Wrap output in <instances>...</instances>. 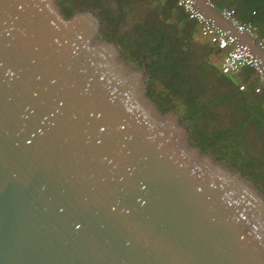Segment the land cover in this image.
Segmentation results:
<instances>
[{"label": "water", "instance_id": "95a60500", "mask_svg": "<svg viewBox=\"0 0 264 264\" xmlns=\"http://www.w3.org/2000/svg\"><path fill=\"white\" fill-rule=\"evenodd\" d=\"M199 10L250 48L211 0ZM91 7L0 0V264H264V189L196 142Z\"/></svg>", "mask_w": 264, "mask_h": 264}, {"label": "trees", "instance_id": "16d2710c", "mask_svg": "<svg viewBox=\"0 0 264 264\" xmlns=\"http://www.w3.org/2000/svg\"><path fill=\"white\" fill-rule=\"evenodd\" d=\"M89 1L98 6L103 14H106L108 24L114 28L117 22L136 20L142 12L141 8L137 9L132 5L131 0ZM141 1L149 9L159 8L161 10L158 11L159 14L165 15L163 5L159 0H139L138 2ZM211 1L217 7L233 8L240 23L250 24L252 28L255 27V31L260 36L264 37V0ZM62 2L67 11L82 4L77 0L74 2L73 0H62ZM170 12L175 13V7L171 6ZM161 22L157 27L162 34V41L166 38L164 33L172 32L171 47L161 44L153 45L147 36L141 39L142 33L139 32L135 39L128 38L127 55L135 62L140 58L144 59L153 93L163 106L175 107L180 111L185 121L191 125L196 142L204 147H210L215 152L219 148L222 149L225 152L223 157L237 162L242 168L247 163H251L255 178L264 180V163L260 161L261 156L249 155L248 151L242 147L251 146L254 141H260L264 145V96L255 93L258 100L247 99L245 95L238 96L235 92L227 90L221 92L223 96L217 95L216 97L215 95L214 97L211 94L213 84L209 78L216 74L206 76L205 70L215 65L220 71V65L211 61L197 63V61H203V57L201 52L195 53L192 49L191 44L194 43L192 35L184 37L181 31L175 28L176 25L171 28V31L163 24L167 22L166 19ZM143 32L147 34V31ZM223 75L219 77L226 85V80L233 76ZM236 90L245 91L239 90V86ZM229 104H233L234 107ZM220 106L224 107L225 113L222 111L224 115L219 111ZM212 121L215 125L211 127L209 122ZM226 147L228 149L224 150ZM261 154L264 155V150ZM238 157L242 158L241 162L236 161Z\"/></svg>", "mask_w": 264, "mask_h": 264}, {"label": "built area", "instance_id": "2783aa9c", "mask_svg": "<svg viewBox=\"0 0 264 264\" xmlns=\"http://www.w3.org/2000/svg\"><path fill=\"white\" fill-rule=\"evenodd\" d=\"M176 3L190 20L198 24L201 35L206 37L211 44L223 52L220 63L221 73L225 75L236 74L244 66L254 68L259 74V79L253 90L256 94H262L264 96V71L260 66L258 58L250 48L239 43L226 30L206 17L199 10L194 0H177ZM223 14L237 24L240 30L253 34L251 25L240 23L235 19V10L233 8H227ZM259 42L264 51V38H261ZM244 88V85H239V90H243Z\"/></svg>", "mask_w": 264, "mask_h": 264}, {"label": "crops", "instance_id": "0c3cea01", "mask_svg": "<svg viewBox=\"0 0 264 264\" xmlns=\"http://www.w3.org/2000/svg\"><path fill=\"white\" fill-rule=\"evenodd\" d=\"M149 1H154V0H149ZM159 1L163 5L162 7L164 8L165 15L159 14V12L161 11L159 8L158 9L150 8L154 20L156 22H159L160 24V22L163 21V19H166L167 22L163 24L166 25L169 30L172 31L171 28H174V26L176 25L175 28L181 31L184 37L192 35L194 43L191 44V47L193 45L194 46L199 45L202 48L201 53H202L203 61L216 62L218 63V65H220L221 59L223 57V52L220 51L215 45L211 44L206 37L201 35L198 24L195 21L190 20L188 17H186L185 12L177 5L176 0H159ZM171 6L175 7V13L170 12ZM217 8L221 12H224V10L227 9L222 7H217ZM169 15L171 16L169 17ZM234 17L235 19L239 20L236 13ZM252 35L257 36L260 39L264 38L255 31V27H253ZM165 40L167 41V45L171 47L173 43L172 32L168 33ZM231 75L233 76L234 80L237 82V86L244 85L245 88L243 90L245 91L248 90L251 94H255L253 89L254 86H256L258 83L259 74L254 68L249 66H244L239 70V72H237L234 75L233 74Z\"/></svg>", "mask_w": 264, "mask_h": 264}, {"label": "rangeland", "instance_id": "374dc122", "mask_svg": "<svg viewBox=\"0 0 264 264\" xmlns=\"http://www.w3.org/2000/svg\"><path fill=\"white\" fill-rule=\"evenodd\" d=\"M74 1L75 0H73V2ZM77 1L82 2V4L79 7H91V8H94L96 10V12L101 14V16L103 18V23H104L103 27H102L104 30V33L108 37L113 38L118 43H120L121 47H123V49L126 53L129 50L128 49L129 48L128 43H127L128 38L132 37L135 39L136 36H138V33L140 32L139 30H141V28L137 27L138 23H136V22H138L137 20L140 21L139 17H141L144 20L143 17L146 16L147 19L154 20V18L152 17V14H151V10L147 6H145L142 2H137V0H131L133 6H135L137 9L141 8V10H142L141 15L139 14V17H137L138 19L133 20V21H131V20H129L128 22L123 21L122 23L117 22V25L114 28L108 24L106 14H103V12L101 11V9L98 6L94 5L89 0H77ZM61 2H62V0H61ZM62 4H63V2H62ZM76 8H78V7H76ZM137 16H138V14H137ZM142 49L144 50L145 48H142ZM192 49L195 51V53L202 52V50H201L202 48L199 45H196V46L193 45ZM143 63L146 64L145 61H143ZM214 89H215V86H214ZM221 105H223V104H221ZM223 109H224L223 106L219 107V111L221 113H223V112L225 113V110H223ZM224 113H223V115H224ZM209 125L212 127L213 125H215V123L212 121V122H209ZM221 146H223V144ZM242 147H244L248 151L249 155L261 156L260 161L262 163H264V155L261 154L262 150H264L263 143H261L260 141H258V142L254 141L253 145H251V146L250 145H246V146L244 145ZM207 148H210V147H207ZM226 149H228V148L226 147L224 150H226ZM216 153L223 156V154L225 152L219 148ZM238 160H239V162H241L242 158L238 157L236 161H238ZM230 161H232V160H230ZM232 162H234V161H232ZM235 164L240 165L237 162ZM243 169L249 176L253 177L264 188V180H262L260 178H255L256 176H254V174H253V167H252L251 163H247V165Z\"/></svg>", "mask_w": 264, "mask_h": 264}, {"label": "flooded vegetation", "instance_id": "af4514ba", "mask_svg": "<svg viewBox=\"0 0 264 264\" xmlns=\"http://www.w3.org/2000/svg\"><path fill=\"white\" fill-rule=\"evenodd\" d=\"M143 18H144V20L141 17H139L140 21L137 20L138 22H136V23H138L137 24V27H139V28L142 29V31H140L142 33L141 39H144L145 36H147L148 39L151 41V43L153 45L161 44L162 46L165 45V47H166L167 41L166 40L162 41V38H161L162 34L158 31L157 25H159V22H156L155 23V20H149V19L146 18V16L143 17ZM143 31H145V33L147 31V34H143L144 33ZM164 34H165V36L168 35L166 33H164ZM143 61H144L143 58H140L139 59V62L143 63ZM197 63H201L202 64V63H204V61H197ZM213 73H215L216 75H213V77L212 78H209V80L213 84L212 85L213 86V89H211V91H212L211 94H213L214 97H215V95H216V97H217V95H219V96L222 95L223 96V94L221 92L230 90L232 92H235L238 96L239 95H245V96H247V99H249V98L250 99H253L254 98L255 100H258V96L255 95V94L254 95L251 94L248 90H246V91H237L236 90V88H237V82L234 80V78H228L226 80L227 84L224 85L222 83V80L219 77V76H222L223 74L219 71V69L215 65L210 66L209 68H207V70H205L206 76L207 75H212ZM214 86H215V89H214ZM229 106L234 107L233 104H229ZM253 134H254V132H253Z\"/></svg>", "mask_w": 264, "mask_h": 264}]
</instances>
